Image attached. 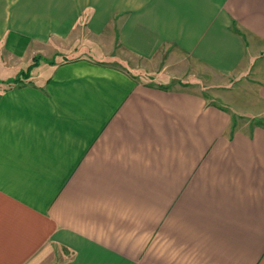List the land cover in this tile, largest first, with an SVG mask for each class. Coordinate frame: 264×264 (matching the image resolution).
<instances>
[{
  "label": "crops",
  "instance_id": "0c3cea01",
  "mask_svg": "<svg viewBox=\"0 0 264 264\" xmlns=\"http://www.w3.org/2000/svg\"><path fill=\"white\" fill-rule=\"evenodd\" d=\"M238 113L264 116V0H0V264H264Z\"/></svg>",
  "mask_w": 264,
  "mask_h": 264
},
{
  "label": "rangeland",
  "instance_id": "374dc122",
  "mask_svg": "<svg viewBox=\"0 0 264 264\" xmlns=\"http://www.w3.org/2000/svg\"><path fill=\"white\" fill-rule=\"evenodd\" d=\"M83 42H86L88 44V46H83V47H90V49H91V46L89 45V41L88 40L87 41H83ZM69 54L72 55V56H69V57H74V55L75 56H77V55L80 56L81 55V56H89V57H91L90 55H92V53L89 50V48L88 49L87 48H83V50H81V48H79L78 50L71 51ZM57 55L58 56H64L63 54H60V53H58ZM59 58H61V57H59ZM129 58L130 57L127 56L124 53H120L119 52V54H118V53H114V51H113V52H110V53H108L106 55H101L99 61L100 60L105 61L107 63H104V64H109L111 66H116V67H119V68H128V69H130L129 71H132L134 74L136 73V75L138 76V79H141V75L143 77L147 78V76L145 74H141V71H140V70H144L145 69L143 67L144 65L142 64L143 62L138 61V60L136 61L134 59H130L129 60ZM138 70H139V72H138ZM198 83H200V82H198ZM177 84H179V83H176L174 85H177ZM216 88L220 89V88H222V86H219V87H216ZM219 89H217V95L218 94L222 95L223 94V90L219 91ZM204 90L206 91V93H205L206 96L209 97L210 90L208 88H206ZM213 102L216 103V104L222 105L220 103V100L218 101V99L217 100H213ZM223 107H225V106H223ZM238 114H240V113H238ZM240 115H242L243 117L238 116V118H237V116H235V118H236L237 121L241 122V124L245 123L249 127H253L255 125H264V116L253 118L252 116L246 115V114H240Z\"/></svg>",
  "mask_w": 264,
  "mask_h": 264
},
{
  "label": "trees",
  "instance_id": "16d2710c",
  "mask_svg": "<svg viewBox=\"0 0 264 264\" xmlns=\"http://www.w3.org/2000/svg\"><path fill=\"white\" fill-rule=\"evenodd\" d=\"M61 58L64 59V60H67L68 57H66V56H61ZM49 61H50L51 63L55 62L54 60H49ZM99 62H100V63H107V62L102 61V60H100ZM37 63H38V62H36L35 64H37ZM25 74H26V75H25ZM25 74H24V77H23V78H21V79H19V80L17 81V83H19V82L25 80V78H27V76H28V72L26 71ZM25 76H26V77H25Z\"/></svg>",
  "mask_w": 264,
  "mask_h": 264
}]
</instances>
